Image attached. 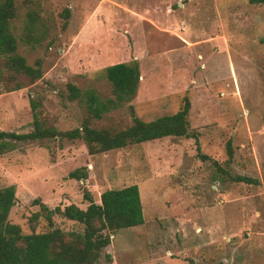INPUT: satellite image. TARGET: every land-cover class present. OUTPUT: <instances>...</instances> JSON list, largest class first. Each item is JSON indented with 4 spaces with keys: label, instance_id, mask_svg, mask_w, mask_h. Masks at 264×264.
<instances>
[{
    "label": "rangeland",
    "instance_id": "374dc122",
    "mask_svg": "<svg viewBox=\"0 0 264 264\" xmlns=\"http://www.w3.org/2000/svg\"><path fill=\"white\" fill-rule=\"evenodd\" d=\"M17 53L42 63L35 82L0 81V131L81 126L83 104L67 85L110 95L105 68L136 61L132 101L92 122L123 130L178 111L186 96L194 139L167 137L89 155L81 140L16 142L0 156V189L13 186L8 222L23 234L47 231L34 202L52 210L100 203L106 190L136 185L144 223L110 236L98 264H264V5L247 0H15ZM64 10L69 11L66 20ZM34 12V39L25 38ZM16 83L22 87L13 90ZM233 159L226 165L227 143ZM206 156V160L200 157ZM84 170L85 180L69 174ZM230 175L257 181L235 183ZM63 232L80 227L59 216ZM105 256L109 259L106 260Z\"/></svg>",
    "mask_w": 264,
    "mask_h": 264
},
{
    "label": "trees",
    "instance_id": "16d2710c",
    "mask_svg": "<svg viewBox=\"0 0 264 264\" xmlns=\"http://www.w3.org/2000/svg\"><path fill=\"white\" fill-rule=\"evenodd\" d=\"M250 5H264V0H247ZM18 16L15 0H0V60L8 78L25 77L35 82L42 76V63L36 61L28 65L25 58L17 53L18 43L11 24ZM67 20L69 11L64 10ZM38 18L34 12H27L25 38L34 39V24ZM104 75L110 86V95L100 97L95 90H80L74 85H67V99L83 104L86 116L80 127L68 131H56L43 127L36 113V103L30 102L33 116V130L25 134L0 131V156L10 152L16 142H35L45 139L81 140L89 155L107 153L127 146L138 145L167 137L194 139L197 133L190 130L188 115L190 102L185 96L177 112L155 120L145 122L135 116L129 106L132 123L123 130L111 128H95L92 122L100 120L110 111L129 104L134 98L140 79L136 61L117 63L105 68ZM3 70L0 69V81ZM22 87L16 83L13 90ZM226 165L233 159L231 143L226 147ZM206 160V156L200 157ZM228 180L235 183L256 185L257 181L240 175H230L224 170ZM71 179L85 180L84 170H75L69 174ZM83 197L88 201L86 209L74 205L50 210L44 204L35 201L39 212L32 216L33 222L42 218L47 231L23 234L20 227L8 222V216L15 203L13 186L0 189V264H98L104 249L110 244V236L116 232L141 226L144 223L139 190L136 185L117 190H106L100 195V203L92 201L88 193ZM59 216L76 223L80 230L63 232L53 223V217ZM108 260L109 257L105 256Z\"/></svg>",
    "mask_w": 264,
    "mask_h": 264
}]
</instances>
